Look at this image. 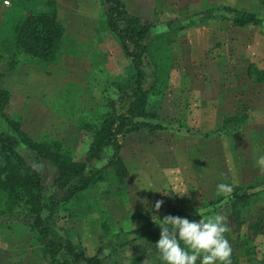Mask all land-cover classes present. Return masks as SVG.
Returning <instances> with one entry per match:
<instances>
[{
	"label": "rangeland",
	"instance_id": "374dc122",
	"mask_svg": "<svg viewBox=\"0 0 264 264\" xmlns=\"http://www.w3.org/2000/svg\"><path fill=\"white\" fill-rule=\"evenodd\" d=\"M3 1L0 0V25L9 13L48 8L47 0H11L8 6ZM178 1L181 2H170L165 12H158L154 21L157 27L147 36L151 66L155 62L159 68L149 108L158 115L153 121L169 128H144L127 134L122 157L129 176L122 181L105 170L102 180H97L66 206L61 205L51 218L55 237L72 241L89 256L103 257L105 264H131L132 248L136 244L148 248L149 258L144 264H162L155 245L161 231L158 218L173 215L199 220L198 211L205 219L216 214L226 217L234 249L242 260L250 250L257 256L264 255V190L254 196L240 229L239 223L231 218L229 205L230 195L237 187L251 184L264 187V171L256 165L258 156L264 155V83L258 84L247 77L250 64L264 68V24L240 28L222 19L206 23H193L189 19L193 13L212 6L232 5L264 20V0ZM94 2L99 4L104 16V1ZM169 21L174 26L169 27ZM164 28L168 31L163 32ZM18 59L14 69L13 62L6 58L0 64L5 73L3 85L12 92L5 114L20 121L24 131L30 129L27 133L33 139L58 141L78 161H85L87 147L73 144L76 130L38 122L37 117L43 112L41 106L36 116L25 118L22 114L29 105L32 107L33 100L25 98L28 91L22 90L27 88L29 80L17 77V69L34 65L42 71L34 70L35 76L48 77V93L41 104L61 119L73 118L66 112L67 108H73L79 101L83 89L59 80L56 70L48 72L49 66L44 69L24 56ZM181 74L189 77L188 80H181ZM171 75H176L177 81L171 83L168 80ZM151 81L150 76L148 86ZM110 89V98L118 94L117 89ZM102 102L93 112L84 113L83 122L100 121L107 110L106 100ZM239 112L247 114L242 128L226 127L225 118ZM0 131L7 140L19 139L2 114ZM77 132L86 137L80 129ZM16 148L41 169L47 194L62 196L56 185L58 167L38 156L23 141ZM102 155L99 161L87 162L88 174L94 167L108 163L112 148H106ZM221 183L232 186V191L220 194L217 185ZM223 197V201L216 202ZM157 201L163 202L159 211L155 209ZM32 221L23 208L15 214L0 215V264H51L45 242ZM255 223L261 226L259 234L251 228ZM136 229L137 232H131Z\"/></svg>",
	"mask_w": 264,
	"mask_h": 264
},
{
	"label": "trees",
	"instance_id": "16d2710c",
	"mask_svg": "<svg viewBox=\"0 0 264 264\" xmlns=\"http://www.w3.org/2000/svg\"><path fill=\"white\" fill-rule=\"evenodd\" d=\"M103 1L108 26L131 59L135 72L125 84L116 85L118 99L106 97L107 110L100 121L93 124L83 122V134L91 139L85 161H78L72 151L58 141L33 139L22 129L20 121L5 114L11 104V92L3 85L5 73L0 67V114L19 137L16 140H7L4 132L0 131V215L15 214L22 208L26 209L33 219V227L45 242V252L51 264H105L103 257L89 256L77 249L72 241L55 237L51 224L52 215L61 205L66 206L97 180H102L105 170H109L113 178L122 181L129 176V170L121 155L127 134L144 128H169L164 123L154 122L158 115L149 108L150 95L159 79V68L155 62L151 66L147 36L157 24L142 21L130 13L123 0ZM47 6L43 10L8 15L3 20L0 27V64L6 58L13 62L11 68L14 69L19 63L18 56H24L31 63L46 69L50 64L60 61L64 53L66 28L58 19L56 1L49 0ZM189 19L193 23L222 19L240 28L264 24V20L257 14L232 5L212 6L193 13ZM168 26H174L173 22L169 21ZM150 76L152 81L148 86ZM248 77L262 83L264 69L252 63L248 67ZM246 117L247 114L242 112L228 116L225 118V126L239 130L245 124ZM20 141L26 143L38 156L58 167L56 185L62 196L47 194L41 169L32 165L16 148ZM108 147L113 150L111 159L105 166L94 167L88 174L87 162L101 160L103 151ZM261 190L264 187L259 188L256 184L242 185L230 195L231 218L239 223L237 228L240 229L243 216L251 209L254 196ZM224 199L223 197L216 202ZM251 228L255 234L261 232L259 223L251 224ZM131 232L135 233L137 229ZM225 236L232 248V264H264V255L257 256L251 250L246 251L247 257L242 260L234 249L232 234L228 231ZM148 258L147 246H133L131 264H144Z\"/></svg>",
	"mask_w": 264,
	"mask_h": 264
},
{
	"label": "crops",
	"instance_id": "0c3cea01",
	"mask_svg": "<svg viewBox=\"0 0 264 264\" xmlns=\"http://www.w3.org/2000/svg\"><path fill=\"white\" fill-rule=\"evenodd\" d=\"M48 1L49 0L46 1V4ZM55 1L58 8V19L66 28L65 46H63L64 53L61 57L62 60L60 59L61 61L50 64L49 68L47 67L49 70L48 72L50 73L56 70L55 74L59 80H65L68 84L75 83L79 85L83 91L81 92L79 101L75 103L73 108H67L66 112L70 113L73 118L67 119L62 117L61 119L57 114L41 104V100L48 93L49 88H46L48 77L44 76L41 79V77L34 75V70L39 72V68L34 67V65H23L17 69V77H25V80H29L27 88L22 91H28L25 98H31L33 103L32 107L29 105V109L23 110L24 112L22 114L25 115V118L29 117L31 114L36 116V112H38V108L41 106L43 112L41 116L37 117L38 122L43 121L45 124L49 123L52 127H58L63 130H76L74 134L76 140L73 144H82L89 149L91 139L82 138L81 133L77 132V130L80 129L83 133L82 122L84 113L93 112L98 106L102 105V101L109 96L108 93L111 90L110 88L118 90L116 85L125 84L134 74L135 69L131 59L127 56L123 47H121L119 39L109 28L106 16H103L99 4L95 3L94 0L91 3H89V0ZM123 1L130 13L145 22H154L158 12H165V10H167V5L173 2V0ZM176 1L181 2L178 0ZM3 2L5 6L11 4V0H4ZM32 10L33 9H28L24 12H12L7 14V16H15ZM154 28H152L151 31ZM166 31H168V29L164 28L163 32ZM179 77L184 81H187L189 78L186 77V79L182 74ZM176 78V75H171L168 80L173 83L177 81ZM256 83L262 84L264 82ZM30 84L31 90L29 89ZM13 91L15 94V89ZM17 91L19 93V90ZM65 93L66 92H64L63 95H65ZM66 96H68V94ZM111 98L117 99L118 94L115 96L111 95ZM22 129H24L23 126ZM26 130L30 131V129ZM30 134L37 136V133L30 132ZM74 135L72 134L71 137Z\"/></svg>",
	"mask_w": 264,
	"mask_h": 264
},
{
	"label": "clouds",
	"instance_id": "9594fccd",
	"mask_svg": "<svg viewBox=\"0 0 264 264\" xmlns=\"http://www.w3.org/2000/svg\"><path fill=\"white\" fill-rule=\"evenodd\" d=\"M256 165L264 171V155L258 156ZM220 194L230 193L232 186L218 184ZM162 201H157L159 211ZM199 220L166 215L159 219L160 239L155 243L162 264H232V248L225 233L230 231L226 217L216 214Z\"/></svg>",
	"mask_w": 264,
	"mask_h": 264
}]
</instances>
